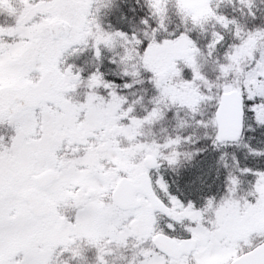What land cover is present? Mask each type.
<instances>
[{"label":"snow or ice","instance_id":"1","mask_svg":"<svg viewBox=\"0 0 264 264\" xmlns=\"http://www.w3.org/2000/svg\"><path fill=\"white\" fill-rule=\"evenodd\" d=\"M262 5L144 0L126 31L101 18L113 0H0V264H264V146L244 141L264 128ZM181 112L256 161L221 151L223 192L199 204L160 169L202 149L152 132Z\"/></svg>","mask_w":264,"mask_h":264},{"label":"trees","instance_id":"2","mask_svg":"<svg viewBox=\"0 0 264 264\" xmlns=\"http://www.w3.org/2000/svg\"><path fill=\"white\" fill-rule=\"evenodd\" d=\"M114 5H118V7L113 6L108 9H104V14L102 15V20L104 22L105 27L108 24H111L113 28L123 29L126 31H130L133 26H139L140 18L145 15L146 9L142 8L144 4V0H113ZM223 10L229 14H238L233 13L232 5L223 6ZM264 7V5H262ZM172 23L169 25V28L172 29L178 23V19L175 16L174 12L171 13ZM115 17H118L120 22H116ZM123 17V18H120ZM124 23H123V22ZM196 38L202 43H206V34L195 33ZM222 54V50H221ZM112 53H106L105 61L108 62L107 57L111 56ZM85 60L89 61V67L91 66V56L90 54H85L80 57V63H84ZM113 65V64H112ZM114 69L116 68L115 65ZM109 78H113V69L107 68L104 66L103 69ZM148 88L147 92H144V88ZM125 92H135L137 95H144L145 101L147 103L148 98L153 95V92L150 87L147 85H136L131 90H124ZM131 98V97H130ZM138 111H142L140 106H137ZM180 115L187 121H189V125L183 129H178L175 127L176 120L172 118V115L169 114V117L165 120L161 121L157 124L152 132L155 133L156 138L161 141L169 136H175L177 133L188 136L191 135L192 142L185 143L181 147L182 152L195 153L197 148L202 149V151L198 155H193L192 159H184L182 158V163L175 170L169 169V174L171 176L170 183L172 185L173 190L177 195L183 198V200L194 199L197 202L200 200L201 195H220L223 192V178L226 175V170L224 169L222 164H218L219 155L221 151H225L229 153L228 163L229 167H232L231 154L235 153L243 166L244 164H254L256 161L251 157L246 156L245 150L241 148H237L235 145H230L223 149L214 150L211 146L210 141H206L203 139L204 131L203 129L198 128L195 125V122L192 121L191 115H186L184 112H181ZM163 129V131H162ZM210 131V130H209ZM245 142H251L256 146H264L262 142H264V128H258L255 124H252L251 128H246ZM166 164V162L164 163ZM167 165V164H166ZM168 167V166H167ZM217 169H219L220 176L217 178ZM198 178V182L195 185H190L189 182ZM175 181V184L172 182ZM203 181V184H201ZM210 185V187H209ZM179 186V188H178ZM201 202V200H200ZM199 204V203H198ZM93 253L89 252L88 256L90 259L93 257Z\"/></svg>","mask_w":264,"mask_h":264},{"label":"rangeland","instance_id":"3","mask_svg":"<svg viewBox=\"0 0 264 264\" xmlns=\"http://www.w3.org/2000/svg\"><path fill=\"white\" fill-rule=\"evenodd\" d=\"M120 18H122V17H120ZM115 20H116V22H120L119 20H118V17H115ZM123 22V21H122ZM124 23V22H123ZM104 66H107V68L109 69V71H111L110 69H114V66L112 65V64H110L109 62H106L105 61V63H104ZM160 172L162 173V174H164V172H163V169H162V167H161V169H160ZM195 181H196V183L198 182V178L197 179H195ZM195 183V184H196ZM171 191H172V189H171ZM163 225V224H162ZM185 235H187V233H184Z\"/></svg>","mask_w":264,"mask_h":264}]
</instances>
